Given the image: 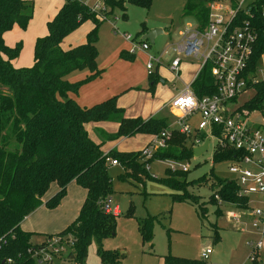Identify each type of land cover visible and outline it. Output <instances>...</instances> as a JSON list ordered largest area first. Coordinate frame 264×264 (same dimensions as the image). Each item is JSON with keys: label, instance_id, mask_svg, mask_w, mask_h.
<instances>
[{"label": "trees", "instance_id": "obj_1", "mask_svg": "<svg viewBox=\"0 0 264 264\" xmlns=\"http://www.w3.org/2000/svg\"><path fill=\"white\" fill-rule=\"evenodd\" d=\"M101 7L97 11L81 1L64 0L55 15L46 22V34L33 42L32 65L14 68L10 61L21 50V43L12 47L4 44L3 34L13 26L25 30L32 17L30 0H0V264H35L28 250L37 243L32 242L35 233L20 228V222L40 205L48 209L56 207L64 197L66 186L74 182L85 191V196L75 219L62 231L42 238L59 236L71 240L65 261L82 264L87 246L96 244V255L101 264H121L119 256L111 250H104L100 243L103 238L113 236L114 216L105 214L101 202L110 198L111 179L107 172V158L119 161L129 170L131 178L146 169L144 164L156 160L183 161L192 157V142L176 130L170 131L164 149L156 150L142 163L137 160L136 152L109 151L104 154L100 144L94 143L87 135L85 125L102 121L117 123L116 132L105 135L106 140L131 137L136 134L157 135L166 129L164 120L149 118H124L122 110L116 106V97H110L89 108L79 107L67 97L75 94L78 87L98 76L96 57V31L106 16L114 10L125 17V5H132L147 10L152 0H98ZM211 0H184L181 15L189 17L201 27L207 18V3ZM264 0H259L252 9L253 28L256 41L248 68L253 72L259 65V56L264 51V22L260 9ZM89 21L90 28L85 34V41L66 50L60 48L61 41L75 31L83 22ZM145 30H141V33ZM144 34V33H143ZM121 58L132 59L123 51ZM210 65L206 64L190 87L197 97L209 96L215 92L213 80L209 74ZM75 71H87L88 76L77 82H68L65 76ZM150 89L157 77L155 72L148 77ZM252 96L236 107L248 113L261 111L264 107V80L252 85ZM235 99L232 100L234 102ZM203 141L206 136L199 134ZM236 157L234 151L214 147L211 161H231ZM164 182L175 192L171 198L177 202L196 203V198L185 191L186 183H179L171 176L185 172L169 169ZM125 180L126 175H118ZM203 180V178H201ZM51 183L57 190L45 201L42 198ZM214 184V185H213ZM210 186H215L219 199L224 203L245 207L247 198L236 195V186L232 180L214 179ZM209 203L216 206L215 215L220 213L219 206L213 199ZM130 208V207H129ZM129 208L124 214L128 215ZM198 216H204V210L198 208ZM153 218L146 217L137 221V230L142 242H149ZM212 238L219 240L218 230L212 226ZM151 244H149V247ZM162 264H205L204 260L187 259L166 254L161 257ZM7 260H10L7 263Z\"/></svg>", "mask_w": 264, "mask_h": 264}, {"label": "rangeland", "instance_id": "obj_2", "mask_svg": "<svg viewBox=\"0 0 264 264\" xmlns=\"http://www.w3.org/2000/svg\"><path fill=\"white\" fill-rule=\"evenodd\" d=\"M30 1L34 5L37 17L39 11L43 10L50 0ZM84 1L87 4L90 2L89 0ZM183 2L184 0H152L147 10L126 4L125 17L123 18L120 15V11L114 10L111 15L106 16L105 20L97 28V41L95 46L97 50L96 63L100 64L102 61L107 60L113 53L116 57L119 56L116 50L125 46L121 38L122 34L140 39L143 35L141 30H144V28L161 30V33L154 38L153 43L149 44V53L159 54L163 50H166L162 61L169 63L173 57L170 48L178 41V33L186 25L193 23L192 19L181 15ZM89 28V21H85L76 30H85L86 33ZM19 31L22 32L20 29ZM75 31L72 34L76 33ZM28 33L27 38L22 37L21 50L19 55L14 59L13 64L22 61H31L29 66L32 65V44L30 43L31 36L29 37L31 32ZM127 49L128 46H126L124 53L132 57L127 62L134 65L132 69L135 73L143 76V82L138 81V85H135L134 88V92L137 93L135 101L141 106L150 109L154 103L163 101L169 94V91H178L183 87L181 77L176 78L165 69L159 68L157 70V80L154 83V92L151 95L152 93L146 91L148 83L151 81L144 69L146 57L142 56L141 52L130 55L127 53ZM180 61L186 64L185 66L191 72L195 71L194 66L196 67L198 64L197 60L190 57L181 56ZM104 64H109V62H105ZM107 76L109 75L107 74ZM160 79L163 80L162 84L160 83ZM252 94V89L241 94L232 103L230 108H236L249 99ZM156 116H166L169 119L168 122H172L174 127L177 126L176 118L169 112V109H165ZM248 120L252 126H261L264 124V116L258 110L250 112ZM197 121L198 119L195 116L187 125L190 129H195ZM112 124L113 122H105V125ZM91 131L95 134L90 131L87 132L94 139V142L98 143L97 138L101 142L102 140L96 130L91 128ZM132 141L134 142H130L128 145L134 147L142 145L141 141H136V139ZM214 145L215 141L209 139L207 150L198 157L192 156L188 160L177 162L173 160L154 159L149 161L148 168L143 173L137 174L136 180L131 178L129 170L119 161L117 162L123 170L122 173L126 175L125 180L118 178V175L121 173L119 168H109L108 174L111 179L112 189L110 199L112 205H118L120 209L121 204L126 201L129 203L130 208L128 207L129 212L127 216L121 213L115 218L114 234L113 236H107L102 239L100 243L101 248L116 252L121 264H162L161 257L166 254L199 260V253L205 247L212 249V254L208 255V258L204 260L205 264H208L212 258L214 259L212 264H228L229 256L236 257L238 255H244L245 250L242 249V242L245 233L239 232L236 228L239 224H234V222L227 220L225 216V213L229 210L234 211L237 215H244L243 210L222 205L219 207L220 213L216 216V206L208 202L211 194L216 189L215 186H210L214 179H234V175L228 171L229 161H220L217 163L211 161ZM137 160L141 163L143 162L140 155L137 157ZM181 165L186 167V172L172 175L171 177L179 183H186L185 191L196 198V203H183L172 200L171 194L180 192H175V190H172L164 182V178L167 176L165 171L170 166H173L176 169L169 171L171 174H174V172L179 171L178 169ZM198 208L204 210L203 217L198 216ZM146 217L153 218L154 220L149 242H142L137 230V221ZM241 223H245L248 226L245 219ZM212 226H215L218 230L220 238L217 241H214L212 238ZM149 244H151L150 247ZM246 250L248 251L245 253V258L241 260L240 264H248L247 256L249 249L247 248ZM95 251L96 244L92 241L86 248L82 264H101ZM258 256L260 255L258 254ZM57 264L74 263L72 261H61ZM257 264H261V262L259 261Z\"/></svg>", "mask_w": 264, "mask_h": 264}, {"label": "built area", "instance_id": "obj_3", "mask_svg": "<svg viewBox=\"0 0 264 264\" xmlns=\"http://www.w3.org/2000/svg\"><path fill=\"white\" fill-rule=\"evenodd\" d=\"M87 5L91 11L100 9L98 0H89ZM259 0H211L207 3V18L203 26L193 21L178 33V41L171 46L173 57L169 63H164L162 57L166 50L159 54L149 53L146 40L136 39L122 34V40L127 43V53L132 55L141 52L146 57L144 69L151 76L158 67L165 66L169 72L176 75L180 57H190L198 61L192 81L206 64L210 65L209 74L215 86V92L209 96L197 98L190 87L183 89L172 97L167 106L176 112V131L189 138L193 147L202 143L199 137L205 132L206 138L215 141L214 147L229 149L236 157L229 161L228 171L234 175L232 180L236 186V195L247 198L245 207L241 208L244 215H237L229 210L226 219L240 224L247 221L254 237L246 241L249 249L248 264L258 262V254L264 245V124L252 126L245 110L231 109L238 96L252 89L257 81L264 80V51L259 56V65L252 71L248 65L256 41L253 28L252 9ZM260 17L264 22V6L260 9ZM191 81V82H192ZM235 99L234 102L232 100ZM197 115V126L190 129L186 119ZM170 131L165 129L153 136L146 146L140 150L142 161L147 160L158 149L166 147ZM209 143V142H208ZM109 166L119 165L114 159L107 158ZM147 169V164H144ZM175 170L173 166L168 168ZM186 172L181 165L178 169ZM213 199L221 207H236L234 204L222 202L216 193ZM105 214L117 217L121 214L118 205H112L111 199L101 202ZM240 209V208H239ZM71 246L70 239L59 236L43 238L31 250H28L35 264H57L65 261ZM209 247L199 253V259L206 260L210 254ZM10 260H7L9 263Z\"/></svg>", "mask_w": 264, "mask_h": 264}, {"label": "crops", "instance_id": "obj_4", "mask_svg": "<svg viewBox=\"0 0 264 264\" xmlns=\"http://www.w3.org/2000/svg\"><path fill=\"white\" fill-rule=\"evenodd\" d=\"M64 0H50L48 2V5L45 6L43 10L39 11V14L36 17L34 5L32 3V17L28 21V24L25 28V30L19 31L18 27L13 26L12 29L6 33L3 34L2 38L4 41V44L8 47H12L16 42L22 43V37L27 38L28 32H31L29 37L30 43L33 47V42L36 38L42 37L46 34V27L45 24L47 21H49L57 12V10L60 8ZM146 33L149 30H152L151 28H144ZM76 33L68 34L60 43V48L62 50H66L70 47H74L76 45H79L85 41V30H76ZM87 32V31H86ZM142 33V34H143ZM19 38V40H17ZM123 41V40H122ZM124 42V41H123ZM125 48H119L116 50L119 54L120 51H125L127 43H125ZM96 46V43H95ZM20 53V52H19ZM19 55V54H18ZM142 56H145L142 53ZM15 59V58H14ZM14 59L10 61L11 65L14 68H20V67H29L30 62L22 61L17 62V64H13ZM32 59V57H31ZM129 60H124L120 56H117L113 53L107 60L102 61L100 64H97V69L100 71L99 75L94 77L88 82H85L81 84L78 87V90L75 94L68 93L67 97L73 99L75 103L81 107V108H89L95 104H98L110 97L115 96L116 97V106L122 110V116L124 118H140L142 120H146L149 118H155V119H163L166 125V129L169 131L176 130L172 122H168V117L166 116H156L160 112H163L165 109H169V112L175 116L176 118V112L173 109H170L167 106V103L169 100L174 97L177 93H179L185 85H188L191 83L194 74L196 72V67L194 66L193 72L186 67V64H183V62L178 66V72L176 75H174L176 78L181 77L182 85L183 87L176 91H169V94L163 101H159L153 104V106L149 109L148 107L141 106L137 101H135L136 94L134 92L135 85H138V81L143 82V76L139 75L138 73H135L132 67L134 66L132 63L127 62ZM105 62H109V64H104ZM159 68L165 69L168 73H171L167 70L165 66L158 67L155 70V75L158 76L157 70ZM77 72V73H76ZM107 74L109 76H107ZM172 74V73H171ZM86 76H88L87 71H75L67 76H65V80L68 82H77L80 80H83ZM150 83H148L147 90L148 92L152 93L154 92V86L150 89ZM160 83H163V80L160 79ZM153 95V93L151 94ZM167 111V110H166ZM197 117V115H193L186 119L187 123L191 121L193 117ZM172 120V118H171ZM105 122H96V123H87L85 126V130L91 131V128H94L96 132L99 134L101 142L98 140V143L100 144L101 151L106 154L109 151H116V152H136L139 151L141 148L146 146L152 136L145 135V134H136L131 137H121L116 140L108 141L105 138V135H112L114 131L117 129V123L113 121H108L110 123L113 122L112 125H105ZM89 127V129H88ZM205 134V132H201V134ZM95 134V133H93ZM88 137L94 142V139L88 134ZM93 136V135H92ZM98 136V135H97ZM141 141L142 145L139 147H134L128 145L130 142H134L132 140ZM209 142V141H208ZM95 143V142H94ZM96 143V144H98ZM102 144V145H101ZM134 144V143H132ZM209 144V143H208ZM148 167V164H147ZM109 168H119L121 173L123 170L120 168L119 165L114 166H108L107 172ZM120 173V174H121ZM57 190V186L55 183H51L49 185L48 190L44 194L42 201L47 200L50 198L55 191ZM85 196V191L78 187L74 182H70L66 186V191L64 197L60 200L59 204L52 208L48 209L44 207V205H40L37 207L34 211H32L29 215H27L21 222H20V228L26 232L35 233V235L32 237L33 243H39L43 238V235H54L60 231H62L64 228H66L77 216V213L79 211V208L82 204V201ZM247 224V223H246ZM249 226L245 225V223H240L236 228L240 232H244L243 242H242V249L245 250V253L248 251L246 250V241L249 239H252L254 237L253 232L248 229ZM207 248V247H205ZM236 253V252H235ZM244 255H238V256H229V262L228 264H240L241 260L245 258ZM210 254H212V249ZM209 254V255H210ZM258 256V262H261L263 264L262 257H264V245L259 252ZM262 255V257H261ZM212 258L208 264H212L214 261ZM256 263V264H257Z\"/></svg>", "mask_w": 264, "mask_h": 264}, {"label": "water", "instance_id": "obj_5", "mask_svg": "<svg viewBox=\"0 0 264 264\" xmlns=\"http://www.w3.org/2000/svg\"><path fill=\"white\" fill-rule=\"evenodd\" d=\"M161 30H149L146 33H144L140 39L141 40H146L148 42V44H152L154 38L156 37V35L160 34ZM208 148V138H205L201 144L196 145L194 147H192V156L193 157H198L199 155H201L204 151H206ZM129 207V203L128 202H123L120 206V210L121 213L124 215L126 213V211L128 210Z\"/></svg>", "mask_w": 264, "mask_h": 264}]
</instances>
